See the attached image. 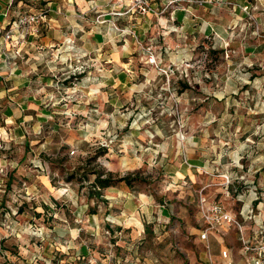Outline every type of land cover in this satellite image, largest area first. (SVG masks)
<instances>
[{"label": "rangeland", "instance_id": "374dc122", "mask_svg": "<svg viewBox=\"0 0 264 264\" xmlns=\"http://www.w3.org/2000/svg\"><path fill=\"white\" fill-rule=\"evenodd\" d=\"M15 1L7 4V12ZM210 6L228 7L238 22L234 23L232 15L230 21L213 10L209 14L206 7L204 18L201 15L199 21H187L183 37L167 36L163 34L167 29L159 27L157 48L151 40L121 30L114 35L121 38L120 45L125 44L124 37L130 48L133 46L128 52L102 56L55 52L50 57V71L58 78L53 82L55 87L47 90L45 100L55 112L48 119L51 126L33 119L22 136L17 120L8 125L0 121V264H30L38 249L49 253V244L57 241L52 236L59 231L40 223L60 216L69 221L70 212L68 216L65 208L57 211L62 204L71 209L74 199L80 205L87 204L88 209L97 205L104 208L92 193L93 171L102 177L109 172L116 177L128 176L130 185L148 191L158 208L165 201L187 207L183 188L172 190L170 186L177 170L188 171L184 161L220 157L226 165L238 161L253 168L263 160L264 54L249 58L242 51L245 45L263 40L262 7L248 1L241 5L248 6L246 11L236 8L233 12L231 6L214 2ZM23 13H14L13 20ZM8 22L0 42L13 23ZM173 23L166 22V28ZM203 28L208 29L205 35ZM159 46L166 52L160 53ZM4 60L2 44L0 63L11 74L17 62L11 65ZM108 60L128 64L135 85L126 91L129 99L119 95L113 111L106 99L98 97L107 88L101 80V62ZM85 64H93L89 74L83 69ZM72 69L79 70L75 77L62 81ZM188 168L194 173L203 170ZM37 175L46 176L47 189L40 180L43 177ZM125 185L118 182L114 187ZM177 185L182 187L181 179ZM47 190L63 198H54ZM112 212L106 216L111 224L117 219ZM81 214L82 219L85 215ZM47 238L52 241L45 246ZM116 254L122 256L118 251Z\"/></svg>", "mask_w": 264, "mask_h": 264}, {"label": "crops", "instance_id": "0c3cea01", "mask_svg": "<svg viewBox=\"0 0 264 264\" xmlns=\"http://www.w3.org/2000/svg\"><path fill=\"white\" fill-rule=\"evenodd\" d=\"M10 1L0 0V36L3 29L8 26V20L16 22V16L13 20L14 13L46 11V18L39 24L36 37L28 38V44L22 49L23 59L17 61L11 74H8L9 68L4 63L3 65L2 62L0 63V121L8 125L7 123H12L14 119L17 120L20 125L17 128H21L22 136L26 132L25 128L32 126L33 119L45 126H51L48 119L52 118L51 115L55 112L45 101L49 95L47 90L55 87L49 59L55 52H67L68 41L72 42L71 53H98V56L104 53L120 54L128 52L133 46L130 48V44L126 43L127 39L124 37L122 41H125V44L120 45L121 38L114 35L116 31L109 28L110 23L115 24L117 31L130 30L134 37L137 35L140 39L145 37L151 40L155 47L160 44L155 38L156 34L160 35L159 27L167 29V32H163L167 36L172 34L173 38L183 37V32L187 30V21L191 18L199 21L201 15L204 18L206 7H209V14H212L213 10L225 19L229 18L230 21L232 15L235 17L234 23L238 22L237 16L227 10L228 7L215 9L210 6V0H151L152 7L162 13L147 16L126 13V5H128L126 1L117 6L109 0H16L7 12L6 7ZM169 1L174 2L168 5ZM221 1L239 6L248 1L251 5H261L264 14V0ZM91 6H95V9H90ZM192 6H196V10ZM225 10L229 12V15ZM97 13L103 15L102 18L107 21L105 24L95 25ZM257 15L258 13H255L254 16ZM168 21H175L173 27L166 28L165 24ZM202 32L205 35L208 29L203 28ZM158 49L160 53L166 52V48L159 46ZM236 51L240 49L237 48ZM242 51L249 58L264 54V37L257 44L245 45ZM127 65L115 60L101 62L103 71L101 80L107 88L98 97L106 99L107 107L111 111L115 104H118L119 95L129 99L126 91L135 86ZM92 68L93 64H85L83 69L86 74H89ZM217 100L219 101L218 98ZM229 114L231 116V113ZM184 165L188 171L177 170L176 175L171 178L170 186L172 190L183 188L185 191L183 203L187 207L179 204L176 206L174 201H165L158 208L154 204L152 195L148 191L138 189L135 185L126 184L118 188L109 186L104 188V191H100L99 195H95L98 201H102L104 208L97 205L88 209L87 204L80 205L72 199L70 202L72 211L66 204H62L57 210L61 211L65 208L68 216L70 212L69 221L60 216L55 220L50 219V223H40L54 231H59L57 233L59 237L52 236V239L57 238V241L53 242L54 245L49 244L52 241L49 238L44 242L45 246L49 244L51 248L48 252L52 254L49 255L38 249V256L46 259L54 255L56 261L61 260L63 264H88V260L89 264H113L114 255L112 257L107 255L111 245V251L117 257H119L116 254L117 251L122 254L120 257L123 258V264H224L220 251L228 247L232 249L235 264H242L243 260L237 253V234L232 227L225 228L220 233H210L206 242L199 239L200 226L196 212L195 189L217 181L213 172H222L227 165L220 157L205 159L202 156L189 158L184 161ZM188 166L203 170L194 173ZM253 169H256V173L252 175L254 183L264 190V158ZM37 177H43L40 180L44 183L43 188L47 189V182L44 181L46 176L37 175ZM179 178L182 187L177 185ZM207 191L223 202L232 213H237L240 202L224 198L218 186L209 187ZM48 193L51 194L50 191ZM56 196L53 197L63 198L62 194ZM243 199L247 202L249 196H244ZM111 210L117 218L116 223L113 224L106 219ZM81 213L85 215L82 219ZM40 215L42 213H39ZM89 229L96 231V234L93 231L88 232ZM83 230L88 233H79ZM106 230L110 233L107 238ZM70 239L73 240V246L69 244ZM205 243H208L210 247L211 259L207 257ZM192 245L193 248H191ZM77 257L79 259H76ZM31 262L34 264L30 260V264ZM39 262L42 264L41 261Z\"/></svg>", "mask_w": 264, "mask_h": 264}, {"label": "built area", "instance_id": "2783aa9c", "mask_svg": "<svg viewBox=\"0 0 264 264\" xmlns=\"http://www.w3.org/2000/svg\"><path fill=\"white\" fill-rule=\"evenodd\" d=\"M123 1L128 2L126 13L139 16L162 13L152 7L151 0H109L110 3L117 6ZM173 2L169 1L168 5ZM209 2L231 6L233 11L236 8L242 9V11L248 9V6L229 5L221 0H210ZM94 7L91 6L90 9H95ZM17 15L16 22L11 24L8 30H5L1 38L2 42H0V45L5 46V60L11 62V65L23 59L22 49L28 44L29 37H36L39 24L44 22L46 18V11L26 12ZM102 17L101 13L96 14L95 25L100 26L107 22ZM109 28L117 31L114 23H110ZM10 48L11 54H8ZM66 50L69 53L72 52L71 41L67 42ZM76 71L79 70L72 69L70 74L64 77L62 81L70 79V77L74 78ZM52 79L57 83L58 78L54 74ZM72 153L73 151H70V154ZM254 173H256V169L251 166L243 167L238 161L229 163L224 171L213 172V176L217 178V181L209 182L196 190V212L200 226L199 239L206 242L210 233H220L225 228L232 227L237 234V253L240 259L243 260L242 264H264V190L254 183L252 177ZM212 186H218L224 198L240 202L237 213H232L223 202L207 191ZM244 196H249L247 202L243 199ZM107 220L112 223L110 219ZM105 234L110 235L108 230L105 231ZM209 248L208 243H205L207 257L211 259ZM107 255L109 257L113 256L111 245ZM220 257L224 264H235L231 248H223L220 251ZM32 259L34 264H38V261H41L42 264H63L61 260L56 261L54 255L46 259L35 255ZM87 262L90 263L89 260Z\"/></svg>", "mask_w": 264, "mask_h": 264}, {"label": "trees", "instance_id": "16d2710c", "mask_svg": "<svg viewBox=\"0 0 264 264\" xmlns=\"http://www.w3.org/2000/svg\"><path fill=\"white\" fill-rule=\"evenodd\" d=\"M103 151H104V149H103ZM101 152L102 151H100L99 154ZM93 172H95L96 175L94 177V185H93V188H95V189H94V191H92V193L96 196L100 194L101 189L107 188L109 186H114L118 182H125L127 185H130V183H131V179L128 176L116 177L112 173L109 172L105 177H102L99 172H96V171H93ZM67 178H71V177L67 176ZM95 186L98 189H96ZM89 195H90V193H89ZM19 210L21 211V209H19ZM37 215H39V213H37ZM114 257H115V260H114L113 264H123L124 263L123 258H121L120 256L119 257L114 256Z\"/></svg>", "mask_w": 264, "mask_h": 264}]
</instances>
